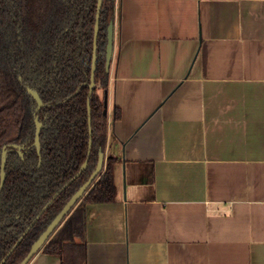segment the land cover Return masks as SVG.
Returning <instances> with one entry per match:
<instances>
[{
  "label": "crops",
  "instance_id": "1",
  "mask_svg": "<svg viewBox=\"0 0 264 264\" xmlns=\"http://www.w3.org/2000/svg\"><path fill=\"white\" fill-rule=\"evenodd\" d=\"M115 1L117 201L87 206L85 264H264V0Z\"/></svg>",
  "mask_w": 264,
  "mask_h": 264
},
{
  "label": "trees",
  "instance_id": "2",
  "mask_svg": "<svg viewBox=\"0 0 264 264\" xmlns=\"http://www.w3.org/2000/svg\"><path fill=\"white\" fill-rule=\"evenodd\" d=\"M97 11L98 0H0V183L2 154L8 150L0 193V263L50 203L4 264L24 261L106 151L109 121L100 91L107 95L110 84L106 51L116 1L104 0L101 11L91 134ZM27 88L38 91L44 103L38 114L44 125L40 154L34 145L37 103ZM120 117L118 109L114 119ZM13 145L23 148V157ZM116 163L108 158L103 173L41 251L60 257L62 264L86 263V208L116 203Z\"/></svg>",
  "mask_w": 264,
  "mask_h": 264
},
{
  "label": "water",
  "instance_id": "3",
  "mask_svg": "<svg viewBox=\"0 0 264 264\" xmlns=\"http://www.w3.org/2000/svg\"><path fill=\"white\" fill-rule=\"evenodd\" d=\"M104 0H98V11H97V21H96V28H95V37H94V56H93V64H92V74H91V82H90V93H89V100H88V111H89V122H90V130H91V104H90V98L93 95L94 89L97 88L96 84V70H97V50H98V39H99V33H100V21H101V11L103 8ZM114 48H115V20L111 22L109 29H108V45H107V72H110L112 60L114 56ZM27 92L34 98V100L37 103L36 113L37 116L35 118L36 123V136H35V147L37 148L38 153H41V134L42 130L44 128L43 123L40 121L38 114L44 107L43 100L38 93V91L27 88ZM105 114H108V95H105ZM92 134V130L90 131ZM12 148L17 149L20 151V155L23 157L22 147L18 145H13ZM92 151V139L90 140L89 145V156ZM7 161H8V150L5 148L2 154V168H1V183H0V193L4 189L6 180H7ZM105 162H106V155L104 152H100L99 155V161L96 170L91 175L90 179L75 193V195L70 199V201L66 204V206L63 208V210L58 214V216L54 219V221L49 225L47 230L40 236V238L33 244L29 254L24 259V261L21 264H29L34 257L42 250V248L46 245V243L49 241V239L54 235V233L59 229V227L63 224L65 219L70 215V213L73 211V209L77 206V204L80 202V200L84 197L86 192L91 188V186L94 184V182L97 180V178L103 173L105 168ZM89 159L85 162V164L82 166L79 174L73 179H77L81 176L83 171L88 167ZM72 182V181H71ZM70 182V183H71ZM69 183V184H70ZM69 184L67 186H69ZM66 186V187H67ZM64 187L63 190L66 188ZM50 203L43 209V211L40 213L38 218L34 221L32 226L38 221L40 216L44 213V211L48 208ZM31 226V227H32ZM29 227L25 234L19 239V241L16 243V245L13 247V249L10 251V253L7 255V257L0 263L4 264L6 260L9 258V256L12 254V252L17 248L19 243L24 239L25 235L29 232L31 229Z\"/></svg>",
  "mask_w": 264,
  "mask_h": 264
}]
</instances>
